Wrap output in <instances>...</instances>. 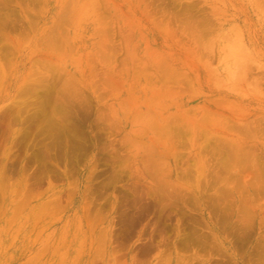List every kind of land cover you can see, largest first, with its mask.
I'll return each instance as SVG.
<instances>
[{"label":"rangeland","instance_id":"1","mask_svg":"<svg viewBox=\"0 0 264 264\" xmlns=\"http://www.w3.org/2000/svg\"><path fill=\"white\" fill-rule=\"evenodd\" d=\"M0 264H264V0H0Z\"/></svg>","mask_w":264,"mask_h":264}]
</instances>
